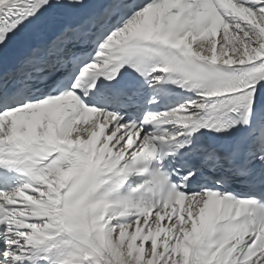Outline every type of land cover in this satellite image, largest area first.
I'll return each mask as SVG.
<instances>
[{"label":"snow or ice","instance_id":"snow-or-ice-1","mask_svg":"<svg viewBox=\"0 0 264 264\" xmlns=\"http://www.w3.org/2000/svg\"><path fill=\"white\" fill-rule=\"evenodd\" d=\"M0 264H264V0H0Z\"/></svg>","mask_w":264,"mask_h":264}]
</instances>
